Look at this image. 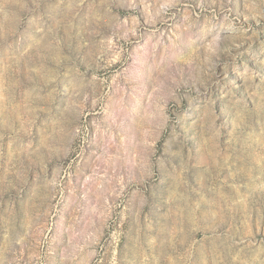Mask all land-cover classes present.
<instances>
[{"label": "rangeland", "instance_id": "obj_1", "mask_svg": "<svg viewBox=\"0 0 264 264\" xmlns=\"http://www.w3.org/2000/svg\"><path fill=\"white\" fill-rule=\"evenodd\" d=\"M0 264H264V0H0Z\"/></svg>", "mask_w": 264, "mask_h": 264}]
</instances>
